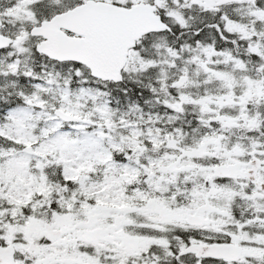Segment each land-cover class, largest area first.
Masks as SVG:
<instances>
[{"label":"snow or ice","instance_id":"1","mask_svg":"<svg viewBox=\"0 0 264 264\" xmlns=\"http://www.w3.org/2000/svg\"><path fill=\"white\" fill-rule=\"evenodd\" d=\"M0 264H264V0H0Z\"/></svg>","mask_w":264,"mask_h":264}]
</instances>
